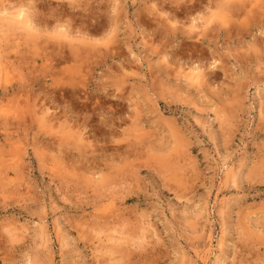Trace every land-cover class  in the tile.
I'll return each instance as SVG.
<instances>
[{
  "label": "rangeland",
  "instance_id": "obj_1",
  "mask_svg": "<svg viewBox=\"0 0 264 264\" xmlns=\"http://www.w3.org/2000/svg\"><path fill=\"white\" fill-rule=\"evenodd\" d=\"M0 264H264V0H0Z\"/></svg>",
  "mask_w": 264,
  "mask_h": 264
},
{
  "label": "bare ground",
  "instance_id": "obj_2",
  "mask_svg": "<svg viewBox=\"0 0 264 264\" xmlns=\"http://www.w3.org/2000/svg\"><path fill=\"white\" fill-rule=\"evenodd\" d=\"M21 3V2H20ZM2 4V3H1ZM24 4V3H23ZM22 11V10H21ZM20 12V11H19ZM24 12V11H23ZM21 14V13H20ZM26 14V13H25ZM24 15V14H23ZM27 19V17H25ZM10 20V19H9Z\"/></svg>",
  "mask_w": 264,
  "mask_h": 264
}]
</instances>
